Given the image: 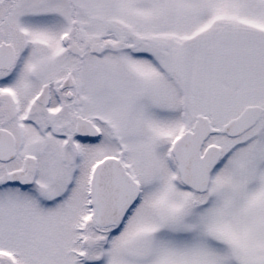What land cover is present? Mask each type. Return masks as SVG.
Instances as JSON below:
<instances>
[{"label":"snow or ice","instance_id":"obj_1","mask_svg":"<svg viewBox=\"0 0 264 264\" xmlns=\"http://www.w3.org/2000/svg\"><path fill=\"white\" fill-rule=\"evenodd\" d=\"M0 264H264V0H0Z\"/></svg>","mask_w":264,"mask_h":264}]
</instances>
